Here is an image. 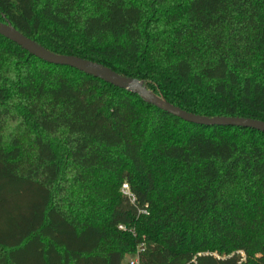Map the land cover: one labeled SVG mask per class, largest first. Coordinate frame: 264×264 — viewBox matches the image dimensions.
I'll return each mask as SVG.
<instances>
[{
  "label": "trees",
  "instance_id": "1",
  "mask_svg": "<svg viewBox=\"0 0 264 264\" xmlns=\"http://www.w3.org/2000/svg\"><path fill=\"white\" fill-rule=\"evenodd\" d=\"M3 18L186 112L264 121V0H0ZM139 250L140 264H264V133L185 123L0 36V264Z\"/></svg>",
  "mask_w": 264,
  "mask_h": 264
},
{
  "label": "water",
  "instance_id": "2",
  "mask_svg": "<svg viewBox=\"0 0 264 264\" xmlns=\"http://www.w3.org/2000/svg\"><path fill=\"white\" fill-rule=\"evenodd\" d=\"M0 36L14 43L29 55L51 65L69 67L85 75L99 79L115 88L128 91L138 96L144 103L182 120L185 123L205 127H235L251 129L264 133V121L243 117H205L186 112L161 97L156 96L146 87V83L137 79L122 76L111 69L72 55L54 54L31 39L18 32L3 18L0 21Z\"/></svg>",
  "mask_w": 264,
  "mask_h": 264
},
{
  "label": "built area",
  "instance_id": "3",
  "mask_svg": "<svg viewBox=\"0 0 264 264\" xmlns=\"http://www.w3.org/2000/svg\"><path fill=\"white\" fill-rule=\"evenodd\" d=\"M121 194L123 196L127 197V199L131 203H133L135 201V197L130 192L129 187H128L127 184H123L122 185V187H121ZM139 213L142 214V215H147L148 214L147 211H146V209L139 210ZM118 229L121 230V231H126V227H124L122 225L118 226ZM138 252H140V250L137 251L133 257L129 258L127 264H140L139 263V259H138Z\"/></svg>",
  "mask_w": 264,
  "mask_h": 264
},
{
  "label": "rangeland",
  "instance_id": "4",
  "mask_svg": "<svg viewBox=\"0 0 264 264\" xmlns=\"http://www.w3.org/2000/svg\"><path fill=\"white\" fill-rule=\"evenodd\" d=\"M127 262H128V259H127Z\"/></svg>",
  "mask_w": 264,
  "mask_h": 264
},
{
  "label": "crops",
  "instance_id": "5",
  "mask_svg": "<svg viewBox=\"0 0 264 264\" xmlns=\"http://www.w3.org/2000/svg\"><path fill=\"white\" fill-rule=\"evenodd\" d=\"M128 260H129V258H128Z\"/></svg>",
  "mask_w": 264,
  "mask_h": 264
}]
</instances>
